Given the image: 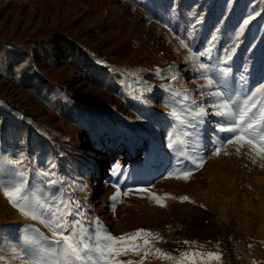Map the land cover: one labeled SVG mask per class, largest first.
<instances>
[{"label": "rangeland", "instance_id": "rangeland-1", "mask_svg": "<svg viewBox=\"0 0 264 264\" xmlns=\"http://www.w3.org/2000/svg\"><path fill=\"white\" fill-rule=\"evenodd\" d=\"M24 63L41 75L29 87L18 77ZM207 77L226 81L240 105L264 86V0H0V158L24 160L0 173V264L30 260L31 229L50 235L4 194L21 171L29 192L79 202L69 220L90 233L144 229L174 256L264 264V169L227 144L233 133L220 129L232 124L214 114ZM197 106L202 122L190 116ZM222 145L229 155L217 157ZM184 150L215 170L198 174ZM189 169L188 181L174 178ZM139 189L177 199L160 207Z\"/></svg>", "mask_w": 264, "mask_h": 264}, {"label": "snow or ice", "instance_id": "snow-or-ice-1", "mask_svg": "<svg viewBox=\"0 0 264 264\" xmlns=\"http://www.w3.org/2000/svg\"><path fill=\"white\" fill-rule=\"evenodd\" d=\"M248 20L244 21L247 25ZM182 46L183 41L181 42ZM200 55H204L201 53ZM230 58V57H229ZM195 56L189 55L187 60L194 62ZM199 69L207 72L206 65L199 64ZM173 80L177 77L173 76ZM206 87L210 91L208 95L213 98L210 106L215 108V115L231 121L232 126L221 128V131L233 133L227 139V144L234 146L237 156L242 149L247 148L246 155L254 164L259 162V167L264 169V86L255 90L252 96L247 97L240 105L233 99L227 91L226 81H217L212 77L206 78ZM259 97V100L256 98ZM188 99L187 96L184 97ZM195 104V101H193ZM207 115L206 108L197 106L191 111V119L202 122V118ZM221 152L229 155L224 146L215 149L214 154L219 157ZM23 159L0 158V173L3 166L8 165L15 170L23 165ZM196 169L204 166V160L199 162L193 160ZM116 168H119L117 165ZM115 172V169L113 170ZM20 181L11 187H7L4 194L8 197L12 206L26 219L37 221L50 235H45L39 229H31L36 235H29L27 243L31 246L33 255L26 264H146V262L156 259L169 261L171 264H212L213 261L219 264L221 255L219 252L184 251L179 256H174L155 247V242H161L159 233H153L144 229L135 232L114 236L102 225L97 230L90 233L80 220H69V217L80 215V204L77 201L52 204L43 199L37 191L29 192L28 181L23 177V172H17ZM46 178L48 186L56 183L52 179L51 173L44 171L40 173ZM193 176L192 170H185L174 175L175 179L188 181ZM172 178V177H170ZM138 191L147 193L148 198L154 200L160 207H165L166 199H177L168 194L159 196L148 189ZM121 193L119 189L111 197L116 202ZM129 195L128 192L123 193ZM180 202H191L187 196L179 198ZM115 211V206H113ZM188 244V241L184 242ZM195 247V244L192 245ZM27 252V249L25 250Z\"/></svg>", "mask_w": 264, "mask_h": 264}, {"label": "trees", "instance_id": "trees-1", "mask_svg": "<svg viewBox=\"0 0 264 264\" xmlns=\"http://www.w3.org/2000/svg\"><path fill=\"white\" fill-rule=\"evenodd\" d=\"M23 60H24V58L22 60H20V63H22ZM15 65H18V63H16ZM18 77H19L21 84L24 87H29V86L33 85L36 81H38L41 78V75H39V73L34 71L31 68V65L29 63H24V65L21 67V70L18 73Z\"/></svg>", "mask_w": 264, "mask_h": 264}, {"label": "bare ground", "instance_id": "bare-ground-1", "mask_svg": "<svg viewBox=\"0 0 264 264\" xmlns=\"http://www.w3.org/2000/svg\"><path fill=\"white\" fill-rule=\"evenodd\" d=\"M176 127H178V124L176 125ZM198 127V126H197ZM194 132H197V133H199L200 132V130H196V128L194 129ZM190 138H192V137H190ZM197 155H198V153L197 152H193V151H191V150H184V151H182L181 153H180V156H182V157H184L186 160H187V162L189 163V164H193L192 163V161L193 160H195V161H197L198 160V157H197ZM201 160V158H199V161ZM215 166L214 165H207V164H204V166L202 167V168H200L199 169V172H198V174L201 172V171H203V170H205V169H207L208 171H211V170H215V168H214ZM197 171H198V169H196ZM194 171V170H193ZM194 175V174H193Z\"/></svg>", "mask_w": 264, "mask_h": 264}]
</instances>
